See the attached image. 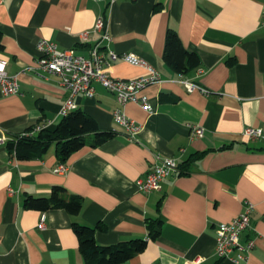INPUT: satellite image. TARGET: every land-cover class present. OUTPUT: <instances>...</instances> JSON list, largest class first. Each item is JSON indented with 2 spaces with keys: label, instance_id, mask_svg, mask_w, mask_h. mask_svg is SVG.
Wrapping results in <instances>:
<instances>
[{
  "label": "crops",
  "instance_id": "0c3cea01",
  "mask_svg": "<svg viewBox=\"0 0 264 264\" xmlns=\"http://www.w3.org/2000/svg\"><path fill=\"white\" fill-rule=\"evenodd\" d=\"M263 8L264 0H0V60L19 86L15 95L0 90V264H84L73 222L99 226L95 240L102 246L146 241L121 264H264V139L243 133L264 130ZM99 16L108 25V43L93 31ZM168 30L200 60L187 76L164 62ZM40 39L85 58L99 43L104 55L131 53L156 70L158 81L141 91L152 111L134 103L121 107L141 126L134 140L112 117L115 96L94 83V96L76 94L72 111L86 113L113 137L65 163L55 144L33 160L9 153L6 143L29 127L55 128L69 95L58 75L38 68ZM104 70L122 80L148 76L119 58ZM183 81L196 88L188 91ZM192 126L203 135L193 138ZM157 158L174 159L178 172L158 191L141 193L137 181ZM59 164L62 173L55 172ZM53 187L82 199L77 216L25 208L26 197H48ZM247 206L250 226L240 238L253 241L247 261L220 259L217 226ZM154 220L161 225L152 240L148 224Z\"/></svg>",
  "mask_w": 264,
  "mask_h": 264
},
{
  "label": "built area",
  "instance_id": "2783aa9c",
  "mask_svg": "<svg viewBox=\"0 0 264 264\" xmlns=\"http://www.w3.org/2000/svg\"><path fill=\"white\" fill-rule=\"evenodd\" d=\"M114 0H111L113 2ZM261 25L264 26V8L262 11ZM108 25L105 24L103 17L99 16L95 21L93 31L100 33V40L107 43L111 40L108 33ZM88 32L81 34V39L86 40ZM100 44L94 45L90 49V55L85 58L76 55L72 49L60 51L57 45L45 39H40L36 43V49L39 54L37 59L38 68L45 73L58 75L61 78V85L68 90V97L62 106L61 115L65 116L75 108L73 97L81 94L85 97H93L95 94L94 83L102 86L107 92L115 96L118 104L112 112L114 121L121 126L130 140H134L138 135L141 126L134 120L128 118L121 107L127 103L139 105L146 112H151L152 108L146 96L141 91L148 85L158 81L159 77L156 70L146 61L136 57L134 54L117 55L113 51H108L107 55L100 52ZM121 59L124 62L146 69L148 76L132 80H122L111 78L104 70L110 61ZM5 61L0 60V90L4 96L18 94L19 86L16 77L9 76L5 72ZM200 72V71H199ZM188 91L196 87L188 81H183ZM202 92H205L202 90ZM42 127H35L34 131ZM193 138H199L203 135L202 128L198 126L191 127ZM244 135L250 140L264 139V130L256 127H246ZM153 164L146 176L137 181L138 190L141 193H150L158 191L163 179L172 177L178 172V164L174 159H159ZM65 166L59 164L55 172L62 173ZM251 207L247 206L239 215L229 222L220 223L217 226L215 237V254L220 259H230L235 262H246L248 253L253 247V241L247 240L245 243L240 241L242 233L250 226ZM39 229L44 228V217L39 223ZM234 253H237L234 256ZM191 264H200L198 259Z\"/></svg>",
  "mask_w": 264,
  "mask_h": 264
},
{
  "label": "trees",
  "instance_id": "16d2710c",
  "mask_svg": "<svg viewBox=\"0 0 264 264\" xmlns=\"http://www.w3.org/2000/svg\"><path fill=\"white\" fill-rule=\"evenodd\" d=\"M1 40L0 32V50ZM163 59L170 69L182 76L189 75L200 66L197 54L183 47L174 30L167 31ZM34 130L35 127L31 126L24 134L14 136L6 143L7 150L16 159L40 158L52 144H55L57 159L60 163H65L73 153L84 147H97L113 137L112 132L100 131L95 120L79 110L68 112L53 129ZM24 206L39 212L64 210L75 217L82 209V199L77 195L68 194L64 188L53 187L48 197H26ZM160 225L161 221L149 222L150 239L155 240L159 236ZM72 229L77 237L84 264H121L140 253L146 246L144 240L102 246L95 240L96 231L101 229L99 226L91 228L73 222Z\"/></svg>",
  "mask_w": 264,
  "mask_h": 264
}]
</instances>
